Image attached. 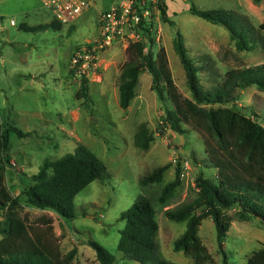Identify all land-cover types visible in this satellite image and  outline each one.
Returning a JSON list of instances; mask_svg holds the SVG:
<instances>
[{"label":"rangeland","instance_id":"374dc122","mask_svg":"<svg viewBox=\"0 0 264 264\" xmlns=\"http://www.w3.org/2000/svg\"><path fill=\"white\" fill-rule=\"evenodd\" d=\"M92 1L93 6L73 28L64 26L60 31L48 29L30 33L21 26L47 25L54 21L52 13L38 0H0V124L10 118L20 129L35 131L25 139L12 137L11 163L6 167V185L14 190L13 195L20 197L19 215L31 228L33 237H39L60 259L76 250L68 264H100L96 252L88 245L89 240L104 246L115 256L117 264H139L125 260L118 251L120 231L125 226V222L119 221L120 215L139 196L156 198L163 186L174 180L179 166L183 180L179 196L170 206L157 207L160 257L173 264H223L224 255L210 218L204 220L199 229L204 251L193 256L174 252L173 243L185 231L186 224L171 222L164 213L197 197L196 178L200 173L207 178L216 176L217 171L210 167L203 134L187 125L188 131L182 135L163 122L165 110L172 107L163 103L152 90V77L148 72L141 75L137 97L130 108L120 107L119 78L128 60V47L114 46L101 56L100 78L88 83V99L81 96V84L70 74V59L76 48L97 37L101 14L119 0ZM191 5L201 10L237 8L234 0H183L170 17L174 25L162 22L160 13L153 16L157 50H166L173 79L184 99H191V92L174 46L178 34L183 36L191 60L201 67L199 77L206 90L222 84L230 70L264 63V44L256 45L251 52L238 51L225 28L192 15ZM253 19L258 27L260 20ZM221 35L227 39L218 48L219 52L208 54L210 50H206L201 55L208 59L198 60L195 44L199 50L207 37L223 38ZM147 44L144 43L146 50ZM25 54L31 55L29 61L34 65L22 69L20 56ZM25 70L39 76L33 80L26 78L22 75ZM237 94L238 101L233 106L223 107H232L247 116L255 111L264 117V92L251 86ZM14 107L20 108L15 112ZM144 123L155 134V141L146 151L134 144L139 126ZM79 145L88 147L104 162L108 175L104 181H94L76 196L77 217L65 220L51 211L29 207L22 195L25 186L21 178L30 179L45 160H57L74 153ZM167 164L170 167L162 184L141 187L142 177ZM226 216L231 227L223 249L232 264H247L254 253L264 249V226L259 219H240L235 210L227 211Z\"/></svg>","mask_w":264,"mask_h":264},{"label":"trees","instance_id":"16d2710c","mask_svg":"<svg viewBox=\"0 0 264 264\" xmlns=\"http://www.w3.org/2000/svg\"><path fill=\"white\" fill-rule=\"evenodd\" d=\"M261 1L253 0L255 5ZM159 10L161 21L174 25L168 15L166 0H159ZM189 10L192 15L225 28L238 51L251 52L256 45L262 47L264 44V22L256 27L248 15L231 10H201L195 5ZM144 24L141 33L147 39L148 50L144 43L131 44L127 48L128 60L119 78L120 107L130 108L137 97L139 77L148 72L152 77V90L163 103L172 107L165 110L163 122L182 135L188 131L187 125L203 134L210 167L217 171L216 176L207 178L200 173L196 178L197 197L164 213L169 221L186 224L185 231L173 243L174 252L200 255L204 246L199 229L203 221L210 218L224 255L223 264H232L223 249L231 227L226 212L235 210L240 219H259L264 226V117L255 111L247 116L223 106H233L238 101V91L251 86L264 92V63L230 70L222 84L206 90L199 77L201 67L191 60L183 36L178 34L174 46L191 92V99H184L173 79L166 50H157L153 33L155 24ZM63 27L54 20L47 25L30 27L23 24L21 29L37 33L48 29L60 31ZM87 91L88 82L85 81L80 93L86 99L89 98ZM34 134L24 132L10 118L0 124V264H68L76 254L73 250L60 259L39 237L34 238L31 228L19 215L20 197L13 195L14 190L6 185L12 137L25 139ZM154 141L155 134L147 124H141L135 135V146L146 151ZM169 167L167 164L146 174L140 180L141 187L162 184ZM107 175L104 162L88 147L79 145L74 153L57 160H45L30 179L21 178L20 182L25 186L22 195L29 207L73 220L77 217L76 196L94 181H104ZM182 185V170L178 166L174 180L166 183L156 198L139 196L121 213L119 221L125 222V226L120 231L118 251L125 260L139 264H173L159 254L157 207L170 206L179 196ZM88 245L96 252L100 264H117L115 256L98 242L89 240ZM247 264H264V249L254 253Z\"/></svg>","mask_w":264,"mask_h":264},{"label":"built area","instance_id":"2783aa9c","mask_svg":"<svg viewBox=\"0 0 264 264\" xmlns=\"http://www.w3.org/2000/svg\"><path fill=\"white\" fill-rule=\"evenodd\" d=\"M62 26L72 27L93 6L92 0H38ZM159 0H121L101 14L97 37L76 48L70 59L69 71L79 84L99 77L100 58L114 46L129 47L145 43L141 28L159 14ZM12 26L15 22L11 21ZM1 31V26H0Z\"/></svg>","mask_w":264,"mask_h":264},{"label":"crops","instance_id":"0c3cea01","mask_svg":"<svg viewBox=\"0 0 264 264\" xmlns=\"http://www.w3.org/2000/svg\"><path fill=\"white\" fill-rule=\"evenodd\" d=\"M119 1H121V0H119ZM181 1H183V0H177L175 2L173 0H166V4L168 6V15H169V17H172V15H173L172 12L173 11H176V9L180 6ZM234 1H236L237 8L236 9H232V10L229 9V10L244 13V14L248 15L252 20H254L253 18H258L260 20L259 25L264 22V0H262L259 5H255L254 2H253V0H234ZM182 8H183V6H182ZM222 10H224V9H222ZM221 36H223V35H221ZM226 39L227 38H224V36H223V38H219L217 36H215V37H210L209 36V37L206 38V41L204 43V46L202 48L200 47L199 50L197 49L196 44L194 43L195 44V48H196L194 51H197L198 52V57H197L198 60H202L203 61V60H207L208 59V58H204L201 55V53L204 52V51H206V50L207 51L210 50V52H208V54L218 53L219 52V49L218 48L220 47V45H222V42L223 43L225 42L224 40H226ZM24 46H27V44H24ZM199 51H201V52H199ZM30 57H31V55H26V54L24 56L23 55L20 56V60L22 62V65L20 67L22 69H27V68L33 67L34 63L31 62V61H29L30 60ZM37 64L38 63H36V65ZM22 75L24 77H26V78H31L32 80L35 79V78H37L39 76L38 73H34V74L27 73L26 70H25V72H22ZM141 75H140V77H141ZM140 77H139V85H140ZM23 87L24 86H22L21 89ZM19 108L20 107H18V108H15L14 107V111L15 112L18 111ZM40 118H42L41 115H40ZM15 124H16V122H15ZM18 126H19V124H18ZM26 126H27V123H26ZM23 131L24 132H32V131H30L29 128H28V130L27 129H23ZM33 132L35 133V131H33ZM12 186H14V185H12Z\"/></svg>","mask_w":264,"mask_h":264}]
</instances>
